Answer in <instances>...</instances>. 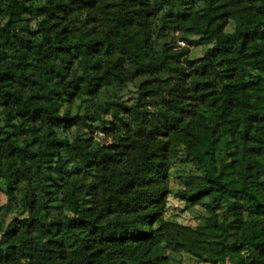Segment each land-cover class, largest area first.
<instances>
[{
  "label": "trees",
  "instance_id": "16d2710c",
  "mask_svg": "<svg viewBox=\"0 0 264 264\" xmlns=\"http://www.w3.org/2000/svg\"><path fill=\"white\" fill-rule=\"evenodd\" d=\"M103 7L0 0V264H264V0Z\"/></svg>",
  "mask_w": 264,
  "mask_h": 264
},
{
  "label": "rangeland",
  "instance_id": "374dc122",
  "mask_svg": "<svg viewBox=\"0 0 264 264\" xmlns=\"http://www.w3.org/2000/svg\"><path fill=\"white\" fill-rule=\"evenodd\" d=\"M101 2L104 5L103 8L105 10L104 14H106V21H108L109 11L106 8L107 0H101ZM198 19L199 18L192 17L187 22L181 23L180 25H182L184 27L188 24H195L198 22ZM174 25H177V24H174ZM178 45L180 47H183V48L188 47L190 49V56L194 57V58H198V57L202 56L203 51H204V47H202V46H200V47L199 46L198 47L188 46V44L182 40H180L178 42ZM21 85H22V83H21ZM260 93L264 95V89ZM123 136H124L123 137L124 140L121 142V144H119V146H117L118 149H122V148H124L125 145H128L130 143L129 134L124 133ZM98 137L103 144H105V145L111 144L110 139H105L104 137H102L100 135H98ZM189 169H190V165H188L187 167L186 166L185 167L184 166H178L177 167V176L178 177L175 176V178H173V181H172V182H174L175 186L182 185V182H183L182 178H179V177H181L182 175H183V177H185L187 175V171ZM23 187H24V185L20 186L18 193L23 189ZM6 202H7L6 194L3 192H0V206L4 205ZM203 214H204V212H203L202 208L200 207V205L188 207L184 203L180 202L179 200L175 199L172 196H170L168 198L167 216L176 220L180 224L191 226V227L201 226L203 223ZM184 263L185 264H200V262H198V259L196 257L190 256L188 254L184 255Z\"/></svg>",
  "mask_w": 264,
  "mask_h": 264
}]
</instances>
